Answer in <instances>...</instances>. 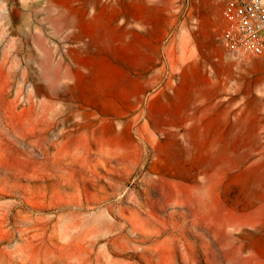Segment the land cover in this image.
I'll use <instances>...</instances> for the list:
<instances>
[{"label":"rangeland","instance_id":"1","mask_svg":"<svg viewBox=\"0 0 264 264\" xmlns=\"http://www.w3.org/2000/svg\"><path fill=\"white\" fill-rule=\"evenodd\" d=\"M101 1L104 74L85 82L70 73L75 3L0 0V264H264V54L224 46L232 0L196 2L217 21V123L120 88L118 2Z\"/></svg>","mask_w":264,"mask_h":264},{"label":"crops","instance_id":"2","mask_svg":"<svg viewBox=\"0 0 264 264\" xmlns=\"http://www.w3.org/2000/svg\"><path fill=\"white\" fill-rule=\"evenodd\" d=\"M99 1L104 3L101 0H71L75 3L74 9L69 11L75 28V41L71 44L77 50V59L71 61L70 73L80 81L96 82L104 74L105 64L92 61L90 39L94 29H105L104 21H96L94 17L93 3ZM117 2L118 48L121 52L118 53L117 65L112 63V66L117 67L121 75L120 88L124 92H134L137 99L148 95L150 112L157 108L158 94L164 93L171 101L167 103L172 108L168 114L175 115V118L187 113L196 116L197 123L206 122V116L210 117L209 122L217 123V21L213 14L199 10L197 0H190L189 11L177 32L178 36L165 39L174 33L173 15H177V8L183 7L181 1ZM106 7L101 5V9ZM66 13L61 11L60 16H66ZM104 13L101 10L99 15L104 17ZM160 19L163 21H157ZM161 50L162 55L159 54ZM159 58L162 64H159ZM110 63L107 61L106 65L110 67ZM223 63L233 66L234 61L226 59ZM164 69L167 72L165 77ZM159 75L164 83L160 90ZM163 129H178L169 137L179 141L181 132L186 131L185 120H167ZM213 130L217 131V127Z\"/></svg>","mask_w":264,"mask_h":264},{"label":"built area","instance_id":"3","mask_svg":"<svg viewBox=\"0 0 264 264\" xmlns=\"http://www.w3.org/2000/svg\"><path fill=\"white\" fill-rule=\"evenodd\" d=\"M222 41L239 56L264 54V0H232L225 16Z\"/></svg>","mask_w":264,"mask_h":264},{"label":"bare ground","instance_id":"4","mask_svg":"<svg viewBox=\"0 0 264 264\" xmlns=\"http://www.w3.org/2000/svg\"><path fill=\"white\" fill-rule=\"evenodd\" d=\"M181 132V131H180ZM172 135V134H171ZM173 137V136H172ZM173 138H175V137H173ZM179 139V138H178ZM174 140V139H173ZM176 141L178 142V140L176 139ZM171 142V141H170ZM172 144V143H171ZM161 178H164V177H161ZM169 178V177H168ZM191 179L192 180H194L193 182V184H194V186L195 187H199V188H201V186H204L203 184H202V182H200L196 177H191ZM160 180V179H159ZM162 181V180H161ZM202 184V185H201Z\"/></svg>","mask_w":264,"mask_h":264}]
</instances>
